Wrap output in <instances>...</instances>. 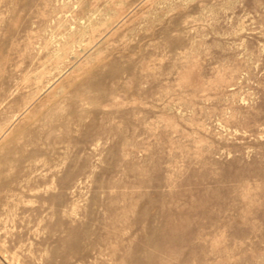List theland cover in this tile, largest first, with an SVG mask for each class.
<instances>
[{
    "label": "rangeland",
    "instance_id": "obj_1",
    "mask_svg": "<svg viewBox=\"0 0 264 264\" xmlns=\"http://www.w3.org/2000/svg\"><path fill=\"white\" fill-rule=\"evenodd\" d=\"M0 264H264V0H0Z\"/></svg>",
    "mask_w": 264,
    "mask_h": 264
}]
</instances>
